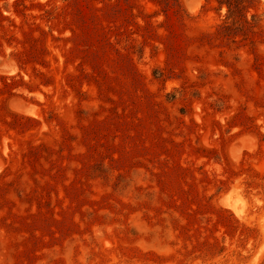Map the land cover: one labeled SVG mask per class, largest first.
Segmentation results:
<instances>
[{
	"label": "rangeland",
	"instance_id": "obj_1",
	"mask_svg": "<svg viewBox=\"0 0 264 264\" xmlns=\"http://www.w3.org/2000/svg\"><path fill=\"white\" fill-rule=\"evenodd\" d=\"M173 2L0 0V264H173L176 197V214L188 198L256 232L246 260L233 245L220 264L264 263V190L241 187L264 177V141L246 132L264 136V42L212 43L226 6Z\"/></svg>",
	"mask_w": 264,
	"mask_h": 264
},
{
	"label": "trees",
	"instance_id": "obj_2",
	"mask_svg": "<svg viewBox=\"0 0 264 264\" xmlns=\"http://www.w3.org/2000/svg\"><path fill=\"white\" fill-rule=\"evenodd\" d=\"M215 1L221 6H226L227 13L226 21L219 26L217 32L209 34L210 39H213L212 43H224L223 40L227 41L231 38L233 40L230 41L231 44L233 42L243 43L249 41L250 45L254 48L258 42H264V29L260 25L259 16L256 14H250V11L254 9V0ZM173 4H175L183 16H186L181 0H174ZM261 38H263L262 41L257 40ZM0 52L2 53L3 50ZM12 56H14L19 70L22 71L24 68L23 65L14 54ZM154 75L156 77H161L162 73L155 70ZM173 100L174 97L169 94L164 96V101L167 103H170ZM219 108L220 107L217 108L218 111ZM246 132H254L261 142L264 141V136L260 132L255 130H247ZM200 149L203 153H214L213 150ZM40 155L53 159L54 157H57L58 153L48 147L43 150L40 149V147H36L30 152V158L33 160ZM229 168L235 169L230 164ZM92 169L94 172L101 173L102 176L111 183L113 191L121 192L128 186L126 183H128L129 179L124 173L110 174L108 168H106L104 164L95 165ZM248 173L252 174L253 180L248 174L245 178H242L241 187L243 188L244 196H246L248 191H251L253 188L264 190V177L252 170L248 171ZM223 183L225 182L223 181ZM250 185H253L254 187H251ZM227 190L222 191V188L219 185L216 194H221ZM179 191L180 190H178V192ZM180 194L184 196L182 190L179 195ZM176 200L177 197L173 200L175 207L172 209L170 215H172L174 223H178V238L180 239L179 232L185 230L186 240L182 241V249L177 251V256L180 258H172L174 261L173 264H191L193 261H197L198 264H220V258H222V256L228 251L229 247H232L233 245L235 246V249L233 250L234 254L241 258V260H246L248 258L250 252L248 241L256 240V232L254 230L241 225L230 212L221 208H217L219 215L213 217L215 219L211 217L213 214L200 213L198 209L194 208V204H192L188 198L184 202L181 200L182 210H180V213L176 214L174 213L178 203ZM207 200L211 201L212 199L209 197ZM190 220L191 222L196 223L194 224L196 227L190 229V226H183ZM181 221H185V224ZM227 240L230 241L229 245H226Z\"/></svg>",
	"mask_w": 264,
	"mask_h": 264
}]
</instances>
